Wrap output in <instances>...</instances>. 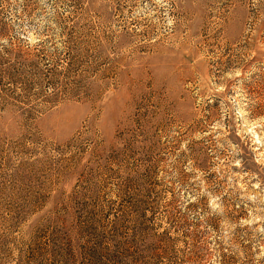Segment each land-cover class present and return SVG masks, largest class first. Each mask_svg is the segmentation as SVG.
Segmentation results:
<instances>
[{"label":"rangeland","instance_id":"1","mask_svg":"<svg viewBox=\"0 0 264 264\" xmlns=\"http://www.w3.org/2000/svg\"><path fill=\"white\" fill-rule=\"evenodd\" d=\"M0 264H264V0H0Z\"/></svg>","mask_w":264,"mask_h":264},{"label":"trees","instance_id":"2","mask_svg":"<svg viewBox=\"0 0 264 264\" xmlns=\"http://www.w3.org/2000/svg\"><path fill=\"white\" fill-rule=\"evenodd\" d=\"M96 253H97V256L100 258L99 251H97V252H92V253H91L92 256H90V258H91L94 262L96 261V260H94ZM102 259H103V258H101V260H102Z\"/></svg>","mask_w":264,"mask_h":264}]
</instances>
